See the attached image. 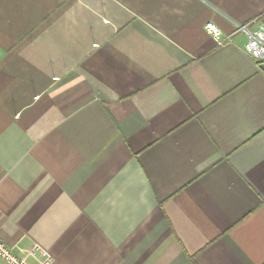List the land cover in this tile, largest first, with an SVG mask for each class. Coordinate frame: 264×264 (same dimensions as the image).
<instances>
[{"label":"crops","instance_id":"crops-1","mask_svg":"<svg viewBox=\"0 0 264 264\" xmlns=\"http://www.w3.org/2000/svg\"><path fill=\"white\" fill-rule=\"evenodd\" d=\"M245 23L264 24V0H0L6 246L264 264V72Z\"/></svg>","mask_w":264,"mask_h":264},{"label":"built area","instance_id":"built-area-1","mask_svg":"<svg viewBox=\"0 0 264 264\" xmlns=\"http://www.w3.org/2000/svg\"><path fill=\"white\" fill-rule=\"evenodd\" d=\"M250 23L237 25L234 32L243 31L247 40L243 50L257 63L264 62V24L258 23L255 28L249 27ZM205 30L213 36L218 44L228 38L222 37L219 28L211 21L205 23ZM51 256L40 246L33 244L22 249L18 254L6 246L0 237V264H49Z\"/></svg>","mask_w":264,"mask_h":264},{"label":"water","instance_id":"water-1","mask_svg":"<svg viewBox=\"0 0 264 264\" xmlns=\"http://www.w3.org/2000/svg\"><path fill=\"white\" fill-rule=\"evenodd\" d=\"M259 68L264 72V62L259 63Z\"/></svg>","mask_w":264,"mask_h":264},{"label":"trees","instance_id":"trees-1","mask_svg":"<svg viewBox=\"0 0 264 264\" xmlns=\"http://www.w3.org/2000/svg\"><path fill=\"white\" fill-rule=\"evenodd\" d=\"M259 64V63H258Z\"/></svg>","mask_w":264,"mask_h":264}]
</instances>
